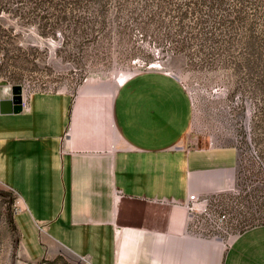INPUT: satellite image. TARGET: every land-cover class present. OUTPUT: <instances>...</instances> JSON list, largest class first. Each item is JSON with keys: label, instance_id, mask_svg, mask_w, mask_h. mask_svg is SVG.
Returning <instances> with one entry per match:
<instances>
[{"label": "crops", "instance_id": "1", "mask_svg": "<svg viewBox=\"0 0 264 264\" xmlns=\"http://www.w3.org/2000/svg\"><path fill=\"white\" fill-rule=\"evenodd\" d=\"M23 99L20 114L0 115V191L21 208L26 264L62 253L92 264H206L214 250L221 264L220 241L190 232L184 204L233 187L238 153L187 149L200 123L178 78L151 71ZM223 264H264V225L237 236Z\"/></svg>", "mask_w": 264, "mask_h": 264}, {"label": "rangeland", "instance_id": "2", "mask_svg": "<svg viewBox=\"0 0 264 264\" xmlns=\"http://www.w3.org/2000/svg\"><path fill=\"white\" fill-rule=\"evenodd\" d=\"M226 15L243 20L218 23ZM155 70L187 88L196 122L232 121L239 136L250 135L234 185L257 216L239 229L264 224V0H0L1 93L21 86L26 94H79ZM15 205L13 195L0 196V264H26ZM239 232L218 240L221 264ZM218 255L206 264H217ZM46 260L80 264L64 253Z\"/></svg>", "mask_w": 264, "mask_h": 264}, {"label": "built area", "instance_id": "3", "mask_svg": "<svg viewBox=\"0 0 264 264\" xmlns=\"http://www.w3.org/2000/svg\"><path fill=\"white\" fill-rule=\"evenodd\" d=\"M155 71L172 75L168 70ZM185 89L187 90L186 87ZM187 92L194 110V100L190 92L188 90ZM24 94L25 91H23V98ZM244 140L251 144L250 135L248 134L245 138L244 136H239L235 131L232 121L223 122L217 118H211L208 122L200 124L198 129L192 131V135L188 139L187 149L233 145L238 153V161H240L242 152L241 144H243ZM254 154L257 155L256 153ZM184 205L188 213L190 232L207 239L223 241L225 238L235 233L236 230H240L237 234V236H239L250 228L260 226L256 225L239 229L246 222L254 218L253 216H257V214L245 206L239 192L235 189V185L226 190L217 192L191 193ZM15 212L16 214L21 212V208L18 204L15 205ZM41 264H47V260L44 259ZM80 264L92 263L88 258H82L80 259Z\"/></svg>", "mask_w": 264, "mask_h": 264}, {"label": "water", "instance_id": "4", "mask_svg": "<svg viewBox=\"0 0 264 264\" xmlns=\"http://www.w3.org/2000/svg\"><path fill=\"white\" fill-rule=\"evenodd\" d=\"M23 110V88L13 86L11 97L0 100V115H17Z\"/></svg>", "mask_w": 264, "mask_h": 264}, {"label": "trees", "instance_id": "5", "mask_svg": "<svg viewBox=\"0 0 264 264\" xmlns=\"http://www.w3.org/2000/svg\"><path fill=\"white\" fill-rule=\"evenodd\" d=\"M200 3H203V2H200ZM211 3H213V4L215 3V4L220 5V4H222L223 2H222V1H215V2L211 1ZM197 18H198V21H200V23H204L206 20L209 19V18H206L204 21H202V18H200V17H197ZM180 19H183V16H181ZM242 20H243V19L240 18L239 15H236V17H235L233 20H230V19H229V16L226 15V16H222V17H220L218 23H220V24H227V23H241ZM254 49H255V46H254V47H251V51H253ZM253 54H254V53H253ZM0 196H3V197H10V194H8V193H6V192H1V191H0Z\"/></svg>", "mask_w": 264, "mask_h": 264}]
</instances>
